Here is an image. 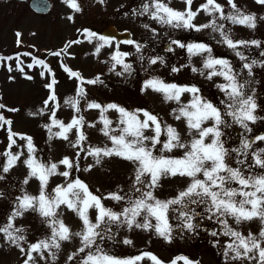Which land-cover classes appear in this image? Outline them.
<instances>
[{
  "label": "rangeland",
  "instance_id": "374dc122",
  "mask_svg": "<svg viewBox=\"0 0 264 264\" xmlns=\"http://www.w3.org/2000/svg\"><path fill=\"white\" fill-rule=\"evenodd\" d=\"M50 2L0 0V264H264V0Z\"/></svg>",
  "mask_w": 264,
  "mask_h": 264
},
{
  "label": "water",
  "instance_id": "95a60500",
  "mask_svg": "<svg viewBox=\"0 0 264 264\" xmlns=\"http://www.w3.org/2000/svg\"><path fill=\"white\" fill-rule=\"evenodd\" d=\"M24 1V0H23ZM30 8H32L36 12L46 13L49 10V1L48 0H30L29 2ZM101 36L106 39H114L116 44L123 41L125 43H131L132 36L128 30L118 31L114 25H111L104 28L101 31ZM170 44L165 45V49L168 50Z\"/></svg>",
  "mask_w": 264,
  "mask_h": 264
},
{
  "label": "trees",
  "instance_id": "16d2710c",
  "mask_svg": "<svg viewBox=\"0 0 264 264\" xmlns=\"http://www.w3.org/2000/svg\"><path fill=\"white\" fill-rule=\"evenodd\" d=\"M161 132L166 133V134L168 133L170 135L173 133L172 129L167 127V126L164 129L162 128L161 131L160 130L158 131V133H161ZM169 142L170 141H168V143ZM164 143L166 144L167 140H165ZM162 145H163L162 141L158 140L157 146H156V151L161 149ZM78 158H79V155L75 158V166H74V169L72 170V172L70 173L71 176H69V178L66 180L67 182L61 186L62 187L61 190H63L65 192L64 195L67 193L66 190L68 188L67 187L68 184L71 183V181H73L77 175H80L81 170H80V163H79ZM185 204H187V202H185L183 205H185Z\"/></svg>",
  "mask_w": 264,
  "mask_h": 264
},
{
  "label": "flooded vegetation",
  "instance_id": "af4514ba",
  "mask_svg": "<svg viewBox=\"0 0 264 264\" xmlns=\"http://www.w3.org/2000/svg\"><path fill=\"white\" fill-rule=\"evenodd\" d=\"M92 32H93V34H96V30H95V29H93ZM109 42H110V41H109Z\"/></svg>",
  "mask_w": 264,
  "mask_h": 264
}]
</instances>
